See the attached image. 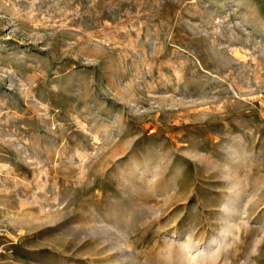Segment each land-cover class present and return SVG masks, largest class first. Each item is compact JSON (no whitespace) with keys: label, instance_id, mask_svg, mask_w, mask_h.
<instances>
[{"label":"rangeland","instance_id":"1","mask_svg":"<svg viewBox=\"0 0 264 264\" xmlns=\"http://www.w3.org/2000/svg\"><path fill=\"white\" fill-rule=\"evenodd\" d=\"M0 264H264V0H0Z\"/></svg>","mask_w":264,"mask_h":264}]
</instances>
